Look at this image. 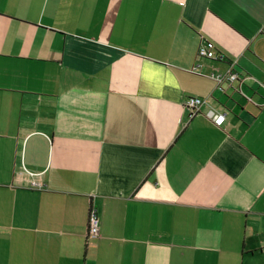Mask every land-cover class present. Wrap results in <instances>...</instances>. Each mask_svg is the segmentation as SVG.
Listing matches in <instances>:
<instances>
[{"label": "crops", "instance_id": "obj_1", "mask_svg": "<svg viewBox=\"0 0 264 264\" xmlns=\"http://www.w3.org/2000/svg\"><path fill=\"white\" fill-rule=\"evenodd\" d=\"M0 264H264V0H0Z\"/></svg>", "mask_w": 264, "mask_h": 264}, {"label": "built area", "instance_id": "obj_2", "mask_svg": "<svg viewBox=\"0 0 264 264\" xmlns=\"http://www.w3.org/2000/svg\"><path fill=\"white\" fill-rule=\"evenodd\" d=\"M197 55L201 58H208V59H221L222 56L218 55L215 52L214 44L211 41L204 40L199 44L197 49ZM214 79L218 82L227 81L228 83L239 82L240 76L237 72L228 70L223 75H217ZM205 102L200 97L196 96H187L182 102L183 111L186 114L188 119L194 117L197 113H199V108ZM224 120V114L218 113L211 116V123L216 126L220 127ZM98 234V217L96 214V210L94 208H90L88 212V236L95 237Z\"/></svg>", "mask_w": 264, "mask_h": 264}]
</instances>
